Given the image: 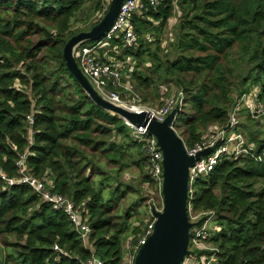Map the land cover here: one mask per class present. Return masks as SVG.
Instances as JSON below:
<instances>
[{
    "label": "trees",
    "instance_id": "1",
    "mask_svg": "<svg viewBox=\"0 0 264 264\" xmlns=\"http://www.w3.org/2000/svg\"><path fill=\"white\" fill-rule=\"evenodd\" d=\"M105 5L110 0H0V264H123L127 241L137 247L151 220L140 218L150 207L143 189L159 190L141 144L124 120L91 100L63 58L73 36L102 20ZM77 24L89 26L75 32ZM131 24L136 46L117 34L96 53L131 63L123 84L145 104L183 94L173 127L188 149L210 128L224 130L243 95L258 89L264 104V0H161ZM235 132L250 154L228 156L193 186L188 209L209 220L211 248L189 256L264 264V115L240 108ZM21 159L31 177L50 181L53 193L80 208L86 240L29 185L9 184L21 177ZM131 170L136 177L126 181Z\"/></svg>",
    "mask_w": 264,
    "mask_h": 264
},
{
    "label": "built area",
    "instance_id": "2",
    "mask_svg": "<svg viewBox=\"0 0 264 264\" xmlns=\"http://www.w3.org/2000/svg\"><path fill=\"white\" fill-rule=\"evenodd\" d=\"M160 3L161 0H123L121 9L113 26L105 34L103 39L98 41V43L94 46H78L74 55L82 73L86 76L94 89L106 100L137 113L149 112L159 122H163L176 107H180L181 109L184 102L183 94L180 93L177 97L169 99L166 102V105L158 111L147 110L141 106L129 108L123 104L119 92L111 91L110 88L126 89L127 85L123 84V79L124 77L126 79L129 78L126 73L127 71L125 72V70L127 69L126 66H130L131 63H114L100 57L96 53L98 48L104 47L117 34L123 35L126 47L136 46L138 43V36L132 27L131 17L134 14L140 15L143 12H146L150 6L157 7ZM108 8L109 6H107V9L104 8L103 15L106 11H108ZM178 15H180V13H178ZM129 69L132 71V66H130ZM258 91V89H255L251 93L243 95L239 100L233 114L231 115L230 122H232V125L230 130H218L217 134L212 135L207 139L205 138L193 148L188 149L186 147L189 156H195L206 149L214 148V151L211 154L201 157L198 161H196L195 165L190 168V193L199 178L208 176L212 171H214L219 162L226 159L228 156L234 155L235 158H239L250 154L249 149L245 146V139L242 134L235 132V126L237 124V112L242 107L248 109L251 115L255 118H259L264 115V104L258 99ZM28 121L30 124H33V118L31 116L28 117ZM127 126L133 130L135 138L142 146L141 149L147 157V173L154 180L155 186H157L162 198L163 153L158 146L157 139L148 133L147 128H136L128 123ZM32 135L33 133L31 132L29 138L30 145L32 144ZM17 167L21 177L17 180H9V184L13 185L20 183L29 185L37 194L40 195L44 202L51 204L54 210L63 212L68 217L69 221L76 227V230L79 232L82 239L86 240L91 230L86 221L84 222L81 218L82 214L80 208L77 207L70 199L53 193L51 191L52 187H50V181H38L31 177L26 169L24 159H21L17 163ZM189 215L192 222L204 219L201 218V216H193L191 211H189ZM154 223L155 219L152 217L146 229L143 230L137 247L133 246V238L127 241L123 264H135L136 255L140 247L146 243V240L152 234ZM208 224L209 220L203 223V226L201 225L200 227H197L198 230H195L194 228L193 232L195 231V233L191 243L195 244L197 247L203 246L204 240L208 239ZM53 249L57 252L63 253L58 246H54ZM193 259L197 261L196 257ZM197 262L198 264H217V258L213 254L209 260L201 258ZM184 263L186 262H183V264ZM85 264H102V262L97 258H92Z\"/></svg>",
    "mask_w": 264,
    "mask_h": 264
},
{
    "label": "water",
    "instance_id": "3",
    "mask_svg": "<svg viewBox=\"0 0 264 264\" xmlns=\"http://www.w3.org/2000/svg\"><path fill=\"white\" fill-rule=\"evenodd\" d=\"M122 3L123 0H110L107 13L96 26L88 32L73 36L67 42L63 58L69 72L98 107L118 116L126 124L136 128H147L148 133L156 137L163 153V207L158 210L151 205V215L155 219L154 229L146 243L140 247L135 264H182L191 254L192 229L200 227L204 221V219L197 222L190 220L188 209L190 168L201 157L211 154L214 148L206 149L195 156H189L183 138L173 127L181 112L180 107H176L163 122H159L149 112L137 113L116 105L106 100L94 89L82 73L74 55L78 46L103 39L113 26ZM231 125L232 122H229L224 130H230Z\"/></svg>",
    "mask_w": 264,
    "mask_h": 264
},
{
    "label": "rangeland",
    "instance_id": "4",
    "mask_svg": "<svg viewBox=\"0 0 264 264\" xmlns=\"http://www.w3.org/2000/svg\"><path fill=\"white\" fill-rule=\"evenodd\" d=\"M104 8L107 9V6L105 5ZM95 16H96V14H94V16H92L91 21H93L95 19ZM103 16H105V14L102 15L101 13H99L96 17L101 18ZM90 22H89V24H90ZM175 22H176V17L169 20V36L168 37L172 36V34H171L172 28L174 27ZM89 24L74 25L73 31L77 32V31L85 30L89 26ZM86 32H88V31H86ZM165 37H167V35H165ZM164 44H166V42H164ZM125 85H127L126 89H124L123 92H119V94H120V97H121L123 104L129 108L141 106L147 110L158 111L166 105L165 104L166 100H167L166 98H162L160 100H157L153 104H148V103L145 104L142 102L140 95L135 90L132 92V89H131V86L129 83H126ZM161 93L164 94V89H162V88H161ZM173 98H175V97H173ZM217 132H218L217 128H210V130L206 134L205 138L207 139V138L211 137L212 135L217 134ZM177 133H178V135L180 134V132H178V131H177ZM136 173H137L136 170H131V171L127 172L124 176L125 180L126 181H132L136 177ZM142 194H143V197L150 196V201H149L150 207H148V208L146 207L145 209L143 208V211H141L140 218H145L147 221H149L150 218H152V215L150 214L151 205H154L157 209L161 210L163 207V201L161 198V194L159 192H156V190L143 189ZM127 204H128V201L126 202L125 206H128ZM207 227H208V225H207ZM195 230H198V228H195ZM194 233H195V231H194ZM195 248H198V250L203 251V250H209V248H211V247H210V245H207L205 243L203 244V246H200V247H197L195 244L191 243V248H190L191 251L195 250ZM193 258L194 257L188 256L186 258V260L184 261V262H186L184 264H198V262L196 260H194Z\"/></svg>",
    "mask_w": 264,
    "mask_h": 264
}]
</instances>
